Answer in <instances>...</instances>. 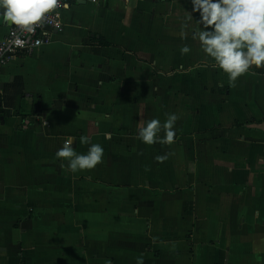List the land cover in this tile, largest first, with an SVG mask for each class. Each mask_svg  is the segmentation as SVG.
<instances>
[{
    "label": "crops",
    "instance_id": "0c3cea01",
    "mask_svg": "<svg viewBox=\"0 0 264 264\" xmlns=\"http://www.w3.org/2000/svg\"><path fill=\"white\" fill-rule=\"evenodd\" d=\"M187 10L74 2L51 43L0 67V264H264V69L231 86ZM165 113L173 144L135 138ZM83 136L103 162L63 170L55 152Z\"/></svg>",
    "mask_w": 264,
    "mask_h": 264
},
{
    "label": "clouds",
    "instance_id": "9594fccd",
    "mask_svg": "<svg viewBox=\"0 0 264 264\" xmlns=\"http://www.w3.org/2000/svg\"><path fill=\"white\" fill-rule=\"evenodd\" d=\"M95 2V0H93ZM191 10L182 18V29L190 30L191 39L215 67L227 76L234 86L243 76L254 74L253 69H264V0H188ZM133 0H123L126 12L131 11ZM69 12L68 0H0V24L18 28L21 32L35 33L43 27L50 14L60 15L57 9ZM198 13V18L194 15ZM195 17L199 27L191 26ZM59 24L56 28H59ZM182 38H184L182 36ZM20 44L19 41H17ZM39 45L40 41H36ZM20 46H23L20 44ZM191 46L183 44L181 55L191 52ZM143 115V113H140ZM166 119L141 120L136 128V139L145 145L156 143L171 145L176 138V113H165ZM162 133V135H161ZM105 133V139H110ZM75 137L66 138L55 152V159L63 170L70 173L90 171L103 162L104 147L92 143L83 136L79 143L87 145V151L78 153L72 147ZM167 155L157 156L158 162ZM135 264H144V256H138Z\"/></svg>",
    "mask_w": 264,
    "mask_h": 264
},
{
    "label": "built area",
    "instance_id": "2783aa9c",
    "mask_svg": "<svg viewBox=\"0 0 264 264\" xmlns=\"http://www.w3.org/2000/svg\"><path fill=\"white\" fill-rule=\"evenodd\" d=\"M78 1H85L97 4L100 0H68L70 4ZM59 16L55 12L49 15L45 25L38 27L35 33L21 32L18 28L10 27L8 34L0 41V67L8 64L23 53H33L39 47L49 44L53 41V36L56 31L62 30L63 23L61 20L62 8L57 9ZM59 24V28L56 25ZM40 41L37 45L36 41ZM20 42L23 46L17 43Z\"/></svg>",
    "mask_w": 264,
    "mask_h": 264
}]
</instances>
